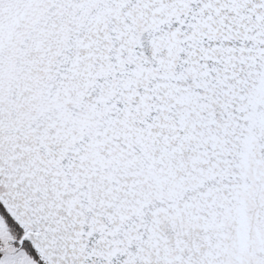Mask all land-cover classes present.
I'll return each mask as SVG.
<instances>
[{"label": "snow or ice", "instance_id": "1", "mask_svg": "<svg viewBox=\"0 0 264 264\" xmlns=\"http://www.w3.org/2000/svg\"><path fill=\"white\" fill-rule=\"evenodd\" d=\"M0 264H264V0H0Z\"/></svg>", "mask_w": 264, "mask_h": 264}]
</instances>
